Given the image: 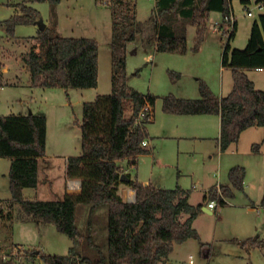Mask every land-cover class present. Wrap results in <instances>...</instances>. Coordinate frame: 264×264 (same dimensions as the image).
<instances>
[{
	"label": "trees",
	"instance_id": "16d2710c",
	"mask_svg": "<svg viewBox=\"0 0 264 264\" xmlns=\"http://www.w3.org/2000/svg\"><path fill=\"white\" fill-rule=\"evenodd\" d=\"M32 1H47L51 6L50 23L29 38V49L22 56L30 70L32 85L66 90L97 87L98 40L64 36L58 32L57 6L61 0ZM242 1L250 3V0ZM110 9L112 90L83 103L82 151L80 155L69 156L67 162V175L81 179L80 192L66 193L56 200L23 198L24 187L38 185L40 159L47 153L48 117L45 113L0 115V157L12 161L13 199L22 204L28 215L55 223L58 230L70 238L82 237L76 218L77 205L91 206L86 240L98 252L95 264H165L174 242L201 238L193 223L202 204H191L187 191L179 185L175 188L146 185L137 176L133 177L131 171L123 169L122 161L127 160V166H138V156L149 151L143 141L149 137L147 124L152 113L150 108L144 116L140 113L145 106L154 105L159 96L142 92L129 84L128 46L138 39L146 25L137 17L136 0H111ZM20 10L3 22L11 37H15L17 25L37 24L41 20V12L33 6L20 4ZM213 10L222 12L223 18L234 15L232 0H156L155 9L147 21L153 35L145 42L154 41L157 51L186 53L187 25L192 23L198 28V48ZM236 29L237 20L234 19L222 53V64L232 69L234 78V86L227 95H217L201 79L200 98H182L173 93L162 96L163 109L168 113L220 114L222 150L238 141L246 128L264 127V89H257L244 71V68H264V14L253 22L245 48H235L231 44ZM170 73L179 75L174 70ZM1 76L0 70V86H3ZM245 173V167L233 166L229 171L232 186H221V194L218 187H212L209 191L211 197L225 205L226 197L233 196V187H243ZM123 174L129 179L121 180ZM121 181L136 190L135 201L125 200L119 193ZM103 205L108 207L106 251L94 243L93 236V213ZM185 214L188 217L183 218ZM212 248L210 243H201L202 256L209 257ZM40 255L48 264L92 263L90 258L77 256L74 245L68 254L40 251Z\"/></svg>",
	"mask_w": 264,
	"mask_h": 264
},
{
	"label": "rangeland",
	"instance_id": "374dc122",
	"mask_svg": "<svg viewBox=\"0 0 264 264\" xmlns=\"http://www.w3.org/2000/svg\"><path fill=\"white\" fill-rule=\"evenodd\" d=\"M19 1L22 0H0V21L2 24L0 26V37H2L0 38V70L3 85H24L26 78H30L28 74L30 70L22 59L23 54L29 49L30 43H26V39H23V42L16 37L9 38V40H7V37H3L7 30L3 22L11 17L15 11L14 5ZM46 2H36L34 5L37 4L40 12L48 18L46 21L49 24L51 6L49 2ZM110 2L111 0H65L60 15H65L63 21L67 26L61 27L58 24L56 27L58 32L64 36L95 37L98 40L100 47V85L98 89L87 87L66 90L64 88L34 87L32 99L28 89L6 88L0 90V114L9 115L34 111L33 113L43 112L47 115L48 154L58 155L56 159L61 160L59 171L56 174L57 186H61L64 182L62 179L64 176L62 163L65 162V159H63L65 155H80L82 151V129L80 124L83 118V102L94 100V92L96 91L106 94L112 90L110 47L112 17ZM136 2L138 19L142 22L146 21L151 16L152 10L155 9V1L136 0ZM232 5L235 19L238 21V28L236 37L231 44L243 48L248 43L252 24L260 13L264 12V6L258 8L256 7V0H251L247 6L250 9L253 8L255 15L250 16L248 15V8L242 0H232ZM211 17L212 27L206 29L198 48H196L198 28L195 24L189 25L188 50L186 53L160 52L149 46L145 39L152 37L153 32L151 27L147 25V21L144 22L146 24L145 29L139 34L138 39L129 44L127 52V67L131 76L129 84L141 91L151 92L159 96L155 107L156 120L151 124H147L149 135L152 136L155 145L153 154H157L159 157L153 158L152 153H145L140 156L139 164L131 169V174L133 177L139 176L138 179H144L145 181L156 180L167 188L180 185L190 190V202L198 203L203 197V185L208 178H213V183L225 181V173L227 175L229 168L235 163H240V165L245 166L246 181L254 186L252 187L253 198L258 201L255 206L261 205L259 199L264 192V185H262L264 154L256 155L245 152L244 154L234 155L235 153L225 152L221 157V161L216 157L213 159L215 165L210 164L212 159L208 160L210 174H207L204 167L206 155L203 146L205 140L177 136L178 133L182 134L189 131L173 130L176 126H180L179 121L182 114L165 113L166 111L164 112L163 109L162 96L166 94L173 93L178 97L199 96L201 79L216 93L221 94L225 91L224 81L228 79V71L223 72L221 61L223 48L228 41V34L225 32L228 25L224 28L217 25L216 31L214 28L216 23L218 24L216 21L222 23L223 15L219 12H213ZM58 19L59 14L57 15V22ZM33 33H36V31L29 24H19L15 32V34L21 36H28ZM143 37L144 41L141 39ZM171 70L180 73V77L175 73L172 76ZM262 76L264 75L262 74ZM18 98H21V100H15ZM217 133L218 130L215 127L213 137L217 136ZM122 163L123 169L126 170L127 160L122 161ZM41 166L42 176L47 177V161H43ZM244 186V190L239 189L236 196L229 199L227 206L222 208L218 203L217 208L214 210L216 211L215 214H202L198 217L195 227L202 236V241L207 243L212 241L215 231H218L219 235L226 239L240 236L239 233H242L243 230V228L239 229L241 221L242 224L243 220L255 222V214L245 210L251 204L248 203L249 199L245 194L246 183ZM219 190L221 194L223 191L221 187H219ZM215 200L218 202L217 199ZM81 206L78 211L79 218H77L82 237L75 241L64 233L53 232L54 234H48L49 237L45 238V241L48 240V244L45 242L47 247H44V250L46 253L68 254L73 242H75L77 256L90 258L92 263L95 264L98 260V252L94 247L89 246L86 240L89 207H85L86 204ZM107 209V205L99 206L93 213L94 243H98L103 251L107 250L108 244V232L106 231ZM183 218L185 217L183 216ZM56 233L60 235H56ZM29 234L30 232L25 231L22 235L27 237ZM199 248V242L192 239L184 250L176 254L173 264H250L247 258L235 257V252H233L234 254H228L227 248L219 243L213 246L207 258L202 256ZM263 254L264 248L255 250L253 254L255 264H264ZM6 256L16 261L17 264H26L32 260L34 253L31 254L29 250L14 245L8 254L5 252L0 255V260H3Z\"/></svg>",
	"mask_w": 264,
	"mask_h": 264
},
{
	"label": "crops",
	"instance_id": "0c3cea01",
	"mask_svg": "<svg viewBox=\"0 0 264 264\" xmlns=\"http://www.w3.org/2000/svg\"><path fill=\"white\" fill-rule=\"evenodd\" d=\"M64 1L65 0H61L57 6V11L59 14L57 26L59 24L61 27L67 26V24L63 21V18L65 17V15L64 14L60 15V10L62 9V7L64 5ZM154 1H155V6H156V0H154ZM257 1H259V0H256V2ZM260 1L264 2V0H260ZM36 2L41 3V2H46V1H32V0L19 1L18 3H16L14 5L15 11L12 15L21 11L20 10V4H26V5L33 6L34 8H36L40 11L37 4L34 5ZM250 2H251V0H250ZM46 3H48V2H46ZM248 4H250V3H248ZM248 4L245 3V6L247 8H249V6H247ZM152 12H153V10H152ZM213 12H219L222 14V12L217 11V10L211 11V13H213ZM211 13H210L209 20L207 22V28L212 27ZM261 14H264V12L260 13V15ZM41 15H42L41 20L37 24H30L31 26L34 27L36 33L30 34L28 36H21V35L15 34V37L19 38L23 42H24L23 39H26L27 40L26 43L29 44V42H28L29 38L38 34V32L41 28V22L43 21L46 26L48 25L47 21H46L48 18H46L42 13H41ZM254 15H255V13H254ZM254 15H252V16H254ZM148 19H146V21H148ZM146 21H143V22H146ZM216 22H218V24L216 23V25L214 27L215 30L217 29L216 28L217 25H219L222 28H224L226 25H228L227 22L225 23L224 20L222 23H220L219 21H216ZM191 24L192 23H188L187 32H188V27ZM0 26H2L1 21H0ZM17 26H19V25H17ZM237 28H238V21H237ZM251 29H252V27H251ZM225 30H227V27L225 28ZM236 33H237V29L235 32V36L232 38L231 42L236 37ZM3 37H5V38L7 37V40H9V38H15V37H11L7 33V30H6L5 36H3ZM0 38H2V37H0ZM93 38H95V37H93ZM111 39H112V35H111ZM141 39H142V41H144V37ZM110 42H111V40H110ZM148 45L154 47V49L157 50L154 41L152 43L150 42ZM232 46L235 48H238L235 45H232ZM245 47H243V48H245ZM223 50H224V48H223ZM99 51H100V47H99ZM160 52H162V51H160ZM111 64H112V54H111ZM221 64H222V61H221ZM222 70H223V72H225L226 70L228 71L227 72L228 73V75H227L228 79L224 81L225 82L224 83L225 84L224 85L225 91H223L221 94H218L214 90H212L214 93H216L219 96L227 95L232 90V88L234 86V78L232 75L233 74L232 69L230 67H225L222 64ZM244 71L254 81L257 89H264V76H262V74L264 75V68H244ZM28 74H29L30 78L29 79L26 78V80H25L26 82L24 85L23 84L22 85H19V84L3 85V86H0V90H4L6 88H12V89L20 88V89H25V90L28 89V90H30V96L32 99L33 98L32 92L34 91V87H37V86L32 85V78H31L30 71L28 72ZM178 74H179L178 77H180V73H178ZM99 78H100V52H99ZM130 78H131V76L129 75V83H130ZM176 81H174V82L176 83ZM227 84H229L228 88H227ZM99 85H100V79H99L98 86L95 87V89H98ZM111 85H112V75H111ZM37 88H40V87H37ZM134 88H136V87H134ZM138 90H140V89H138ZM142 92H144V91H142ZM145 93H147V92H145ZM94 94H95L94 95L95 96L94 99H95L96 96L98 94H101V93L99 91H96V92H94ZM179 97L195 98L196 96H193V97L179 96ZM200 97H201V93L196 98H200ZM15 100L20 101L21 98H18ZM156 102H157V100H156ZM148 106L150 107V110L152 113L151 121L149 122V124H151V123L155 122V120H156V109H155L156 103L152 106L151 105H148ZM33 112L34 111H32L31 113H33ZM41 113H43V112H41ZM165 113H167V112H165ZM170 114H173V113H170ZM0 115H4V114H0ZM179 122H180V126L179 125L176 126L175 129L172 128L173 130L182 129V130H189V131L187 133H182V134L178 133L177 136H180V138H194V139L205 140V144L203 146V149H204V152L206 155V158L204 159V167H205V173H207V174H210V167H209L208 160L212 159L210 161V164L215 165V162H213V159L216 157V158L220 159V161H221V157L225 152L235 153L234 155H239L240 153L244 154L245 152H251V153H254L256 155L264 154V127L263 126L254 125V126H250V127L246 128L240 134V138L238 141L231 143L230 146L226 150H222L221 146H220V135H221V115L220 114H216V113L182 114V118L180 119ZM215 127L217 128L218 133H217V136L213 137V134H215ZM146 142L147 143L145 146L149 149V151L147 153H152V157L156 158L158 155L153 154V148L155 145L153 143L151 135H149V137L146 139ZM144 154L145 153L140 154L138 156V164H139L140 156H142ZM57 157H58V155H49L48 149H47L46 156L44 158L40 159L39 183L36 187H24L23 188V198L24 199H26V200H56V199H60V198L64 197L66 193L75 194V193L80 192V190H81V179L80 178H70L67 175V162H68V158H69L68 154L65 155V158H63V159H65V162L62 163V168L64 170V176L62 179L64 180V182L61 184V186H57L56 174L58 173L59 168H60V164H61V160L56 159ZM45 160L48 163V167L46 168V170H48V173L46 174L47 177L42 176L43 170L41 168L42 167L41 163ZM11 162H12L11 159L8 157H0V255L5 253V252H7V254H8V252L12 249V247L14 245H16L20 248H23L24 250H29V251L34 250L35 251L34 257L32 258V260H30L26 264H48L42 259L41 255H40V251L45 252L44 247H47V245H45V242H46V244H48L47 243L48 240L45 241V238L49 237L48 234H54L53 232H56V231L59 233H63V232L59 231L56 224L53 222H45L42 219L35 218L32 215H28L24 211L22 204L13 199L12 190H11V177H10ZM125 165H127V164H125ZM235 165H240V163H235ZM235 165H233V166H235ZM233 166H231L229 168V170L227 172L228 176L225 173V181H217V182L213 183V178L212 179L208 178L207 182L203 185V195H202L203 197H202L201 201H199L198 203L190 202V190L185 189L179 185L182 189L187 191L188 199H189V202L191 204H193L194 206H198V205L202 204L201 209H200L198 215L196 216V218L194 220V223H193L194 227H195V222L200 215H202V214H211V215L215 214V212H216V211H214L215 208H211L209 206V202L211 200H215V199H212L213 197H211V194L209 191L212 187H218L219 188L221 186H232V183H231L230 178H229V171ZM240 166H242V164ZM133 167L127 166L126 171L127 170L131 171V169ZM243 167H245V166L243 165ZM246 177H247V173H246ZM246 177L244 178L243 187L241 189L242 190L245 189L244 185L246 183L247 188H246L245 194L249 199L248 203H250L251 205L250 206L247 205L248 207L245 210L248 211L249 213L255 214V222H249V221L243 220V224H242V221H241V223H239V229L243 228L242 233H239L240 236H235V237L229 238V239L222 238V236L219 235V232L215 231L213 234V237H212L213 240L208 242V243L212 244V247L215 246L216 243H219L220 245L227 248L228 254H231V253L234 254L233 252H235V257L247 258V259H249L250 264H255V261L253 259V254H254L255 250L264 248V206L262 205V199L264 196V192L261 195L262 197L259 199L260 200L259 204H261V205L255 206L258 201H257V199L253 198L252 187H254V186L252 183L250 184L249 182L246 181ZM263 179H264V175L262 176V182H263L262 185H264ZM139 180L146 185L153 184L157 187H164L161 185V183L157 182L156 180H154V181H152V180H146L145 181L144 179H142V180L139 179ZM77 186H78V188H77ZM127 186H129V185H127L126 183L121 181L120 186H119V193L124 197L125 200L134 201L136 199V190L134 188H131L130 186L127 188ZM164 188H167V187H164ZM238 190L239 189H236L233 187V196L226 197L227 203L225 205H221L222 208L228 205L229 199L235 197ZM263 190H264V187H263ZM206 195H207V199L205 198ZM82 204L83 203H79L77 205L76 218L79 215L78 214L79 207H82L81 206ZM86 205L87 206H85V207H89L88 210H89V215H90L91 206L89 204H86ZM204 206L207 207L206 210L203 209ZM184 217L185 218L188 217V214H185ZM78 218H77V223H78ZM107 222H108V219H107ZM107 230L108 229H107V225H106V231ZM25 231L30 232V234L27 237H24L22 235V234H24ZM59 233H56V235H60ZM94 233H95V231L93 230V234ZM200 237L201 238L199 240L195 239V238H189L184 242H174L173 246H172V250L169 253L165 264H173V260L176 256V254L178 252L184 250L186 245L192 239L199 242V246H200L199 251L201 252V243H207V242L202 241L201 235H200ZM236 239H238V240H236ZM74 243L75 242H73L72 245H74ZM229 243H233V244H229ZM107 247H108V244H107ZM13 249L15 250V247ZM51 254H58V253H51ZM59 255H62V254H59ZM235 257H234V259H235ZM204 258H207V257H204ZM7 259H10V260H7ZM190 261H192V259H190ZM4 262H12V264H17L16 261L9 258L8 256L4 257L3 260H0V264H3Z\"/></svg>",
	"mask_w": 264,
	"mask_h": 264
},
{
	"label": "built area",
	"instance_id": "2783aa9c",
	"mask_svg": "<svg viewBox=\"0 0 264 264\" xmlns=\"http://www.w3.org/2000/svg\"><path fill=\"white\" fill-rule=\"evenodd\" d=\"M263 6H264V2H262V1H257V2H256V7H258V8H263ZM248 15H250V16L254 15L253 8H252V9L248 8ZM234 19H235L234 15H232V16H224V19H223L224 21H226V20L229 21V22L227 23V24H228V28H227V30H226V32H227V34H228V38H229V36H230V34H231V30L233 29ZM225 23H226V22H225ZM149 108H150V107H149L148 105L145 106L144 109L141 111L140 116H144L146 110L149 109ZM146 143H147L146 140H144V141H143V145H146ZM209 206H210L211 208H216V207L218 206V202H217L216 200H211V201L209 202Z\"/></svg>",
	"mask_w": 264,
	"mask_h": 264
},
{
	"label": "water",
	"instance_id": "95a60500",
	"mask_svg": "<svg viewBox=\"0 0 264 264\" xmlns=\"http://www.w3.org/2000/svg\"><path fill=\"white\" fill-rule=\"evenodd\" d=\"M45 27H46V25H45V23L42 21V22H41V28H45ZM30 113H31V112H30ZM126 179H129V177H128L126 174H123L121 180H126ZM134 201H135V200H134ZM203 209L206 210L207 207L204 206Z\"/></svg>",
	"mask_w": 264,
	"mask_h": 264
}]
</instances>
